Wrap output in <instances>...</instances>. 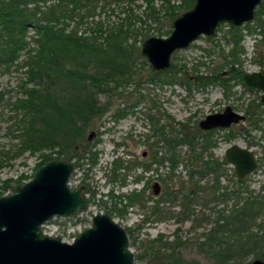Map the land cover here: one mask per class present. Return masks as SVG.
<instances>
[{
  "label": "rangeland",
  "instance_id": "1",
  "mask_svg": "<svg viewBox=\"0 0 264 264\" xmlns=\"http://www.w3.org/2000/svg\"><path fill=\"white\" fill-rule=\"evenodd\" d=\"M104 1L109 3L106 4V10L101 9V11L100 8L97 10L96 21L99 18L105 23L121 21L125 17L123 10L127 5L135 14L132 21L135 29L129 42L137 48L135 62L139 73L133 77L132 81L99 95L100 103L108 104L109 109L101 117L92 120L86 129L84 138L78 140V146L81 147L79 152L82 149H92L97 153V162L94 165L89 164L85 159L79 163L76 162V158L72 160L75 170L71 176L70 185L73 188L87 187L84 192L90 200L89 207L86 211L73 216L54 218L46 222L42 229L47 234L60 236L64 241L72 242L80 232L92 225V218L95 214L108 213L125 229L131 230L128 234L135 264H145L138 256L144 253L145 246L153 239L160 240L157 244L179 239L180 242H185L184 247L180 249L184 258L200 261L201 264H219L217 259L208 255V252L200 250L199 245L205 240L209 230L215 226L217 219L229 212L228 210L236 201V194L241 196V200L251 191L258 197L264 196V119L259 122L260 128H255L250 120L246 119L225 130L215 131L211 135V139L217 141V146L204 152L205 160L209 159L210 155L222 160L225 158L228 147L239 144L254 150L258 158V167L245 178L243 183H239L234 166L226 164L215 189L212 188L216 183L213 182L211 174L196 176L195 180L199 182L203 191L194 196L195 199L191 201L190 217H184L181 214V195L178 194V199L167 198L166 193L169 190L185 192L189 189V170L194 162L191 158L193 152L189 145L180 144L177 150L181 154V161L173 171H171L169 161L164 162L163 165L152 164V169L149 171L138 165L150 163L154 149H159V156L165 154L168 149L164 142L156 146L158 125L151 120L150 116L155 117L159 125H165L169 131L181 130L182 126L179 124L181 122L185 124L187 130L199 134L203 133L199 122L208 114L223 111L227 106H232L234 110L245 113L247 105L253 101L254 103L260 101L263 92L249 90L234 79L229 81L233 86L227 90V93L220 85L211 84L207 88L196 85L198 74L221 71L222 68L224 78L229 77V74H225L227 67H221L226 62L221 54V48H224L225 52L231 48L226 44L227 35L232 27L228 24L221 25L213 37L202 36L187 48L173 54L171 65H174L177 77L172 80V83L166 81L164 71L159 72L163 73L159 79H155V82L151 81L154 70L141 54V47L147 38L158 36L153 34L156 24L147 20L150 29L143 30L147 27L142 25L139 17L145 19L144 11L150 1L163 14L169 2L179 6L185 0ZM263 3L264 0L257 10ZM103 4L102 2L98 6L102 7ZM183 12L185 11H180L179 15ZM261 17L264 18V12ZM257 18L258 15L255 21L240 27L243 28L245 35L241 43L245 49L241 55V67L245 72L264 69L263 64L258 61L261 60L264 52V41L263 35L259 33L260 28L256 25ZM172 21L166 22L167 28L172 29ZM247 25L249 27L245 28ZM31 34L33 31L30 32ZM31 41L34 46V41L32 39ZM256 49L260 50L261 55L256 54ZM25 55L26 53L23 52L20 63L26 58L27 55ZM28 77L27 67L24 65H12L10 68L0 65V93L2 94L0 102V187L8 179H15L21 175H27L28 179L25 182L30 180L40 168L38 166L42 160V153L56 155L52 149H44L35 153L30 150H21L23 138L20 135L23 134V129L21 130L20 119L25 111L15 110L14 104L25 98V89L32 86L27 81ZM178 78L188 80L190 87L189 84L179 83ZM262 109L264 110V106ZM91 132H95V136L89 140ZM86 141L90 144L88 145ZM200 150H202L201 145L198 148V151ZM117 158L123 160V168L117 171L118 180L111 181L112 171L109 170L113 168V162ZM120 178H125V183H121ZM161 178L167 181L163 182ZM156 182L162 186L158 196L154 195ZM142 190H145L144 206L138 203L128 206L123 215L117 212L111 213L116 206L124 209L128 204L126 197L120 201L115 196H127L132 192ZM213 190L216 191V196L213 195ZM224 190L234 192L227 195L230 199L219 197ZM1 193L2 188H0ZM8 193L12 192L5 194ZM157 201H159V209L154 205ZM70 217L74 218L70 219ZM260 220L264 221V210ZM207 247L209 246L204 245L203 248L209 250ZM254 259H256L254 255H250L244 258L242 263L250 264Z\"/></svg>",
  "mask_w": 264,
  "mask_h": 264
},
{
  "label": "trees",
  "instance_id": "2",
  "mask_svg": "<svg viewBox=\"0 0 264 264\" xmlns=\"http://www.w3.org/2000/svg\"><path fill=\"white\" fill-rule=\"evenodd\" d=\"M104 3L102 7L98 6ZM151 2V1H150ZM148 2L145 8V19L139 17L142 25L149 30L147 20L156 24L153 34L168 36L172 32L167 28L166 22L177 18L180 11H186L195 0H185L181 5L175 6L168 3L165 12ZM104 0H0V65L10 68L12 65L27 67V81L32 85L26 90V97L14 104L15 110H24V116L20 119L23 129L21 150H30L35 153L44 149L54 150V154L42 153V160L38 167L55 159L70 160L76 158V162L88 161L94 165L97 162V153L92 149H81L78 140L84 138L87 127L97 117H101L109 109L108 104L99 101L101 93H108L113 88H119L133 80L139 71L135 62L137 48L130 43L131 34L135 29L132 24L135 14L132 8L124 7L125 17L121 21L105 23L101 18L95 20L97 10H106ZM101 10V11H102ZM264 3L257 10L256 25L260 28V34L264 41ZM134 15V16H133ZM91 19V20H90ZM249 25L245 26L248 28ZM33 34L30 35V32ZM243 28L231 27L227 35V46L231 48L225 52L221 48L222 56L229 74L224 78L221 71L198 74L196 85L207 88L209 85H220L225 93L232 88L231 79L241 82L247 89L256 90L248 86L244 81L245 71L242 69L241 55L245 49L241 45L244 39ZM30 38V39H29ZM34 46H32V41ZM259 51V52H258ZM23 52L26 58L20 63ZM261 55L256 49V54ZM262 60V61H261ZM264 66V52L261 55ZM163 73L153 72L151 81L163 74L166 81L172 83L177 77L174 65ZM264 72V69L262 70ZM179 83L188 85V80L178 78ZM2 94L0 93V102ZM255 104V106H254ZM134 105V104H133ZM254 106V107H253ZM263 103L251 102L247 105L245 114L255 128H260L259 122L264 110ZM158 125V140L166 143L168 149L165 154L159 156V149H154L150 163L138 164L146 171L152 169V164L163 165L170 162L171 171L176 169L181 161V154L177 147L180 144L190 146L192 154V168L189 170V189L183 191H167V198H177L181 195V214L190 217L191 201L202 190L196 176L212 175L213 182H220L226 160L219 161L210 155L204 159L205 151L217 146V141L211 139V132L195 133L187 130L184 123L179 122L182 129L167 130L165 125H159V121L150 116ZM89 145L90 142L86 141ZM199 145L202 150L198 151ZM22 150V151H23ZM159 156V157H158ZM123 168V160L117 158L111 168V181L118 180V172ZM126 168V167H125ZM128 168V167H127ZM87 175V174H86ZM27 175H21L15 179L10 178L4 182L2 193L13 192L16 186L27 180ZM166 182L167 179H163ZM140 180V178L138 179ZM137 180V181H138ZM125 183V178H120ZM244 179H238L243 183ZM204 189V188H203ZM216 196V191L213 190ZM234 192L224 190L219 197H226ZM120 201L124 197L128 204L123 208H113L111 213L119 215L126 213L125 208L135 204L144 206L145 190L132 192L127 196H115ZM233 206L226 214H222L215 226L206 234V238L199 245L200 250L208 252L209 256L217 259L219 264H246L244 258L254 255L255 258L264 260V221L260 220L264 210V196L253 195L252 191L241 200L237 196ZM149 198H152L149 196ZM225 198V199H226ZM158 200V199H156ZM116 204H118L116 202ZM159 209V201L154 204ZM74 217H70L73 219ZM131 233L130 229H126ZM159 239H153L145 246L144 253L138 258L145 264H201L200 261L184 258L180 249L185 242L179 239L173 242L157 244ZM208 245L209 250L204 249Z\"/></svg>",
  "mask_w": 264,
  "mask_h": 264
},
{
  "label": "water",
  "instance_id": "3",
  "mask_svg": "<svg viewBox=\"0 0 264 264\" xmlns=\"http://www.w3.org/2000/svg\"><path fill=\"white\" fill-rule=\"evenodd\" d=\"M263 0H195L194 5L172 21L168 36H151L141 54L155 72L171 66L173 54L187 48L200 37H213L223 24L242 27L255 21ZM245 82L263 91L264 73L249 72ZM245 115L228 106L222 112L208 114L200 121L201 129L229 127L245 120ZM95 132H91V140ZM227 160L243 179L258 166L255 152L238 144L226 151ZM75 164L55 159L41 166L36 174L12 193L0 196V264H135L130 237L125 227L108 213H97L92 225L72 242L43 231L46 222L86 211L89 207L85 186L73 188L70 179ZM161 185L154 184V195ZM250 264H264L256 258Z\"/></svg>",
  "mask_w": 264,
  "mask_h": 264
},
{
  "label": "flooded vegetation",
  "instance_id": "4",
  "mask_svg": "<svg viewBox=\"0 0 264 264\" xmlns=\"http://www.w3.org/2000/svg\"><path fill=\"white\" fill-rule=\"evenodd\" d=\"M252 72H254V71H252ZM259 72H262V70L261 71H259ZM246 73H249V72H245V74ZM262 73H264V72H262ZM225 74H228V71H226L225 72ZM244 74V75H245ZM245 81V80H244ZM246 83V82H245ZM247 84V83H246ZM248 85V84H247ZM249 86V85H248ZM250 87H252V86H250ZM254 88H256V87H254ZM258 91H262L261 89H258V88H256ZM263 92V91H262ZM261 97H262V95H261ZM260 101L262 102V100L260 99ZM263 103V102H262ZM263 106H264V103H263ZM228 107V106H227ZM232 107V106H231ZM224 111V110H223ZM236 111V110H235ZM220 112H222V111H220ZM237 112H239V111H237ZM216 113V112H215ZM241 113V112H240ZM243 115H245V120L246 119H248V117H247V115L245 114V113H242ZM203 120V119H202ZM245 120H243V121H245ZM243 121H241V122H243ZM200 123V122H199ZM240 123V122H239ZM239 123H233L231 126H233V125H236V124H239ZM231 126H229V127H216V128H212V129H209V130H204V129H201L202 131H203V133H205V132H211V134H213L215 131H218V130H225V129H227V128H230ZM200 127V126H199ZM230 137H231V135H229ZM234 145V144H233ZM239 145V144H238ZM232 146V145H231ZM241 146V145H240ZM242 147H244V146H242ZM229 148V147H228ZM227 148V149H228ZM246 148H248V147H246ZM249 149H251V148H249ZM253 150V149H252ZM227 151V150H226ZM254 151V150H253ZM144 155H146V153L144 154ZM255 155H256V153H255ZM256 158H257V155H256ZM216 159V158H215ZM219 160V159H218ZM222 160H226L227 161V164H231L228 160H227V158H226V153H225V158L224 159H222ZM219 161H221V160H219ZM257 162H258V158H257ZM232 165V164H231ZM232 166H234V165H232ZM258 167V166H257ZM257 169V168H256ZM255 169V170H256ZM234 170H235V166H234ZM254 170V171H255ZM253 171V172H254ZM252 172V173H253ZM236 173V172H235ZM237 175V174H236ZM250 175V174H249ZM248 176V175H247ZM246 176V177H247ZM238 177V176H237ZM245 177V178H246ZM238 179H240V178H238ZM244 179V178H243ZM161 185V184H160ZM87 187L85 186V189H86ZM161 190H162V186H161ZM161 193V192H160ZM155 196H158V195H155ZM88 204L90 205V200L88 199Z\"/></svg>",
  "mask_w": 264,
  "mask_h": 264
}]
</instances>
